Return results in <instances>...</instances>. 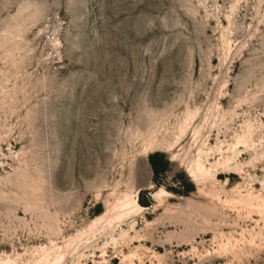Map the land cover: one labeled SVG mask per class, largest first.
Listing matches in <instances>:
<instances>
[{
  "label": "rangeland",
  "instance_id": "1",
  "mask_svg": "<svg viewBox=\"0 0 264 264\" xmlns=\"http://www.w3.org/2000/svg\"><path fill=\"white\" fill-rule=\"evenodd\" d=\"M0 264H264V0H0Z\"/></svg>",
  "mask_w": 264,
  "mask_h": 264
},
{
  "label": "water",
  "instance_id": "2",
  "mask_svg": "<svg viewBox=\"0 0 264 264\" xmlns=\"http://www.w3.org/2000/svg\"><path fill=\"white\" fill-rule=\"evenodd\" d=\"M137 200H138V202H139L140 204H142V205H146V204L148 203V201H147V199H146V197H145V195H144L143 190H139V191H138V194H137Z\"/></svg>",
  "mask_w": 264,
  "mask_h": 264
},
{
  "label": "bare ground",
  "instance_id": "3",
  "mask_svg": "<svg viewBox=\"0 0 264 264\" xmlns=\"http://www.w3.org/2000/svg\"><path fill=\"white\" fill-rule=\"evenodd\" d=\"M138 206L142 207V205H138Z\"/></svg>",
  "mask_w": 264,
  "mask_h": 264
}]
</instances>
